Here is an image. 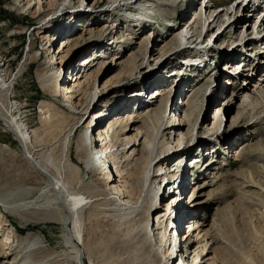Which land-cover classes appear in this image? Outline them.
Masks as SVG:
<instances>
[{
  "label": "rangeland",
  "instance_id": "1",
  "mask_svg": "<svg viewBox=\"0 0 264 264\" xmlns=\"http://www.w3.org/2000/svg\"><path fill=\"white\" fill-rule=\"evenodd\" d=\"M113 1L32 0L25 7L23 2L17 4L16 0H0V79L5 82L0 86V111L14 124L25 128L33 140V145L28 147L31 155L36 160L45 161V166L57 176L61 174L67 186L66 200H78L84 262L154 264L157 259L149 242L144 240L145 218H140L137 213L124 215L116 205L118 197L110 189L111 185H106L111 174L108 165L104 163L103 176L96 177L90 167L77 159L81 130L92 114L102 111L107 117L101 124L92 122L95 134L99 128L106 129L116 118L124 121L128 127L126 138L130 139L140 131L152 139L158 127L171 138L172 144H169L158 137L155 145V154L167 149L168 153H162L161 158L170 157L169 169L174 167L182 172L192 159L197 157L201 161L188 173L190 178L196 177L197 180L190 184L189 176H186L190 185L183 192L184 198L179 200L181 209H188L186 206L192 196L196 200L198 226L207 238L215 264H264V93L261 92L264 82L260 79V75L264 76V65L257 63L262 68L255 65L252 78L247 81L242 77L233 78L235 81L241 79L243 85L239 86V82L233 84L234 80L223 75L227 64L221 60L235 53L241 38L250 44L252 32L253 35L256 31L264 32V26L256 28L257 24L253 25L261 12L258 0L255 1L258 8L255 7L254 14L250 12L253 1L243 9V3L241 8H238L239 4L234 5L236 0H191L184 6L181 0H152L145 6L150 8L146 13L148 17L154 19L148 23L169 21L173 27L164 33L162 29L151 31L145 28L143 22L127 21L143 11V6H134L127 11L122 7L107 14L110 6L117 5H112ZM133 2L128 0L126 4ZM207 5L216 13L227 8L229 16V19L222 18V26L215 24L211 27L209 32L212 31L213 37L210 39L205 28L201 31L199 15ZM261 6L264 8V3ZM195 17L198 22L196 32H201L198 40L192 45L181 41L178 48L173 44L165 45L175 24L181 19L186 21ZM228 24L231 28L222 33ZM111 29L112 37L123 35L119 42L107 35ZM145 33L148 38L142 41ZM65 35L70 36L65 38ZM52 36L55 39L49 46ZM65 42H68L66 49H71L67 60L60 62L58 56L49 64L48 49L57 52ZM209 42L210 45L214 42L218 49L232 48L220 52L221 62L210 61L201 69L203 73L198 79L192 80L196 78L198 66H189L194 73L191 77L184 75L183 72H187L182 60L188 59L184 55L195 53L190 48L205 47ZM229 51L232 52L227 55ZM163 53L166 56L158 61ZM97 54H103L105 58H98ZM262 54L259 55L264 58ZM84 58L94 59L84 74V77L86 74L92 76L90 85L84 88V95L89 96L88 101L94 93L98 95L88 108L86 103H80L79 108L73 109L66 102L62 87L65 81L69 83L68 78L73 79L74 69ZM63 78L64 82L61 81ZM105 83H108L107 91L102 88ZM71 85L66 84V87L70 89ZM155 92L157 96H154ZM78 100L73 102L74 105ZM190 102L194 104L193 114L198 121L192 134L184 128L186 138L180 150L189 143V149H194L187 155L182 152L173 157L170 154H175L177 139L170 136L173 131L167 127L173 118L182 120ZM70 127L75 128L69 150L72 165L64 172L61 144ZM111 144H115L114 141ZM22 153L18 141L0 122V181L1 184L7 181L10 185L5 186L11 190L34 187L38 183L26 168ZM84 155L86 161L95 156L91 149ZM100 157L104 160V156ZM136 167L141 170L142 163ZM182 177L175 178L177 183ZM169 185L161 186V198H169L166 190L171 193L173 188ZM159 199L158 212L161 213L166 204ZM0 211V216L5 215V220L1 218L5 223L4 235L12 236L13 233L18 239L37 235L46 248L71 258V249L62 237L64 228L56 221V217L62 215L61 210L49 209L23 215V218L5 214L2 208ZM154 218L152 216V222ZM182 222L181 232L176 233L179 237L188 233L191 221L185 219ZM175 232L173 229L171 234ZM14 245L15 242L8 252L17 248ZM162 258L165 259V255Z\"/></svg>",
  "mask_w": 264,
  "mask_h": 264
},
{
  "label": "bare ground",
  "instance_id": "2",
  "mask_svg": "<svg viewBox=\"0 0 264 264\" xmlns=\"http://www.w3.org/2000/svg\"><path fill=\"white\" fill-rule=\"evenodd\" d=\"M31 1L32 0H16V3L21 4L23 2L24 4H22V6L27 7L30 5ZM64 1L65 0H63V2ZM126 1L128 0H114L112 5H115L116 3L117 5L114 8H111L110 6V8L106 11L107 14L112 13L118 10V8L122 7L127 11L132 10L134 6H143V11L135 13L136 15H132L133 17L127 19V21L138 22L141 19L149 18L146 13L150 10V8H146L145 6L149 5L148 3H151L150 1L152 0H134V2L130 3L129 5L126 4ZM182 1L183 0H181V2ZM251 1H253L255 5V0ZM184 2H187V0H184ZM184 2H182V6L187 5V3L185 4ZM249 3L250 2H243V9L247 7ZM258 5L259 4H257V6ZM257 6H255L256 9L258 7L260 8V6ZM256 9L251 7V14L253 11H256ZM226 10L228 9L225 8V11L222 10L221 12L216 13L215 11L211 10L210 6H205L203 14H199L201 19V31L205 28L206 34H208L211 27L215 24L222 26L224 24L222 18L227 17V19H229ZM234 13H236V9L234 10ZM202 16L204 17L203 19ZM250 16V18H253V15ZM197 17L188 19L186 21L181 19L179 23L175 24V29H173L172 32L173 34L171 35L170 39L166 41L165 45L173 44V47L178 48L180 46L179 42L181 41H185V44L192 45L193 42L198 40L201 37V32L199 34L196 32V28H198V22H196ZM255 24H257L256 28H261L264 26V9L261 10L259 17H257V19L255 18V23L253 25L255 26ZM229 27L231 28L230 24L226 25L222 33H224ZM131 30L132 27L129 29L128 34L131 33ZM151 31H148V33L150 34ZM108 32L109 33L107 35L111 36L113 30L111 29ZM146 33L144 37H142V41L148 38L146 37ZM222 33L217 35L216 38L222 35ZM252 34L253 32L249 35L251 39ZM262 34H264L262 31H256L254 33V35ZM62 36L63 35H61L60 38H62ZM69 36L70 35H65V38H68ZM45 37L48 38V36ZM122 37L123 35L118 38L111 36V39H116L119 42ZM212 37L213 33L211 31L208 34V39ZM54 39L55 36L49 38V46H51V43H53ZM241 40L239 41L241 42ZM67 45L68 42L60 45L57 48V52H52L50 49H48L46 52L47 58L49 60L48 63H53L58 56H60L58 58L60 59V62L67 60L71 53V49H66ZM249 45L250 48L252 45L251 52L256 50L254 47L256 46L258 49L257 52L259 54L264 53V35L260 36L258 40L252 39ZM213 46H215L214 42ZM166 53L160 55L158 57V61L165 57ZM97 56L98 58H105L103 57V54H97ZM92 60L94 59L86 60V58H84L79 67L74 69L72 73L73 79L68 78L67 80H69V83L68 81L67 83L65 81V85L62 87V93L64 97H66V102H68L73 109L79 108L80 103H86L88 108L98 95L94 93L89 101V96L86 97L84 95V88L86 85H90V81L92 79L91 74L88 76L86 74V77H84V74L90 67ZM244 60L247 62L249 60V56L245 54ZM261 65L257 64L256 66H258L257 68H262ZM254 67H252L251 70L250 68H247V70L245 69V71H243V75L241 72L233 76V73L229 71H232V69L226 71H229L230 73L228 74L229 80L230 78L239 79L242 77L243 81H247L249 78H252L251 74H253V70H255ZM58 71H60V69ZM176 74H178V71L175 72L174 76H176ZM260 77L262 82H264V76L260 75ZM83 78L84 81H81ZM61 81L64 82V78ZM2 83L5 82L0 79V86ZM70 83L72 85L69 89L66 87V84L70 85ZM107 84L108 83H105L102 86V88H105V91L108 90ZM262 85H264V83ZM261 92L264 93L262 88ZM154 96H157V92L154 93ZM75 100H78L76 105L73 103ZM187 107V111L185 112L182 120L180 121L176 120V118H173L170 123L171 125L167 127V129L171 128L173 131L171 135L170 133L169 135H173L174 138L177 139L175 142V154H170L173 157L178 156L182 152L187 155L188 152H191L194 149V147L189 149V143L180 150L186 138L183 132L184 128H188L189 134H192L198 121H196L195 118L197 117L195 116L194 118L193 114L194 104L190 102ZM106 117L107 115L102 111L97 112L95 115L92 114L91 119L84 126L83 130H81L83 133L81 134L82 136L80 141L77 143L78 146L76 145L77 159L80 161L82 160L87 167H90L91 173H93L96 177L103 176L102 165L104 163L108 165L109 169H111V174L106 181V185H111L110 189L118 197L117 201L115 200L117 203L116 205L120 208V211H124V215L137 213L140 218H145L143 219L144 240L149 242V246L153 248L155 259L157 258L154 264H215L214 259L210 256V245L206 240L207 238L201 231V228L198 226L199 213L194 207L196 200L193 199V196L190 198L188 201V206H186L188 209H181L182 202L179 200L180 198H184L182 194L184 188L188 189L190 185L187 183L188 178H186V176H189L190 179V175L188 173L195 169V165L200 164L201 161L197 160V157L192 159L190 161L191 164H189L187 169L182 172L178 171V168L174 167L169 169L167 166L170 157L168 156L161 158L164 154L168 153L167 149H164V152H162L164 154H155V145L158 137H162V142L172 144L170 140L171 138L167 137L168 134L166 135V133L161 132V128L158 129L157 127L155 129L152 139H149V136L143 134L142 131L137 132L134 139H130L126 138L128 127H125L124 121H119L116 118V120L110 123L106 129L99 128L95 134V125H92V122L97 121L101 124ZM0 122L3 123L4 127H6L18 141L21 150H23L21 155L24 164L28 171L32 174L35 183L38 182L34 187L30 186L32 188L23 187L16 190H11V187L9 189V187L5 186L10 185L7 183V181L5 184H1L0 181V208L4 210L5 214L11 216L17 215L20 218H23V215L26 214L33 215L49 209L61 210L62 215L56 217V221H58L63 226V241L65 245L71 249L70 258L65 256L66 254L64 255L53 249L46 248L45 245H42L43 241L37 235H27L21 239L14 238L13 233L12 236L4 235L3 226L5 223L1 219L4 218L5 220V215H3L0 216V264H71L72 261H74L75 264H86L84 262V254L82 250L84 239L81 234L79 217L77 213L78 200L76 198H72L69 201L66 200L67 186L65 181L62 180L61 174L60 177L57 176V174H54L47 166H45V161L42 162L36 160L33 155H31V151H29L30 149H28V147L29 144L33 145V140L31 137H29V134H27L25 128H23L22 125L14 124L2 114V111H0ZM74 131L75 128H71L65 135L61 144V160L65 166L64 172H67L72 165V158H70L69 150ZM113 141L115 144H111ZM88 149H91L97 158L93 156L91 161L84 160V154ZM100 156H104V160H102ZM140 162L142 163V168L141 170H138L136 164H139ZM203 167L205 168V166ZM184 172H187V175H185ZM182 175L183 177L181 179L182 181L184 179V182L182 183L180 180L177 183L175 178H179ZM44 182L46 183L45 186H43ZM166 183L167 185H165ZM161 184L163 186L165 185L164 187L168 186V184H170L169 187H173L170 193L171 195H169L168 199L165 196H162L161 198ZM2 186H4L3 189L1 188ZM34 192L36 193L34 194L35 196H33ZM158 199L160 201H165L164 203L166 204L165 209L161 213L158 212ZM0 214L2 215L1 211ZM152 216L155 217L154 222H152ZM185 219L187 221H191L187 228L188 233L185 234V236L183 235L179 237V235H176V233L181 232L183 227L182 221ZM173 229H175L176 232L172 235L171 231ZM12 238H14L15 241L13 240V242H10ZM14 242L16 243V246H14L17 248H13L12 251L8 252V249H10V246ZM163 255H165V259L162 258Z\"/></svg>",
  "mask_w": 264,
  "mask_h": 264
}]
</instances>
